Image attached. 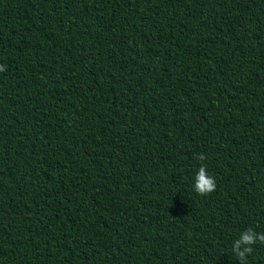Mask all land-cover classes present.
Masks as SVG:
<instances>
[{"label": "trees", "instance_id": "1", "mask_svg": "<svg viewBox=\"0 0 264 264\" xmlns=\"http://www.w3.org/2000/svg\"><path fill=\"white\" fill-rule=\"evenodd\" d=\"M0 65V264H239L264 232V0H0Z\"/></svg>", "mask_w": 264, "mask_h": 264}, {"label": "clouds", "instance_id": "2", "mask_svg": "<svg viewBox=\"0 0 264 264\" xmlns=\"http://www.w3.org/2000/svg\"><path fill=\"white\" fill-rule=\"evenodd\" d=\"M6 70V66L0 65V72ZM199 160L203 161L206 157L198 155ZM216 189V180L209 174L206 166L202 165L196 175L194 191L200 195H207ZM264 244V232H256L252 228H247L241 232L238 239L233 242L232 251L235 253L239 264H247L249 255L254 251L253 246L257 243Z\"/></svg>", "mask_w": 264, "mask_h": 264}]
</instances>
